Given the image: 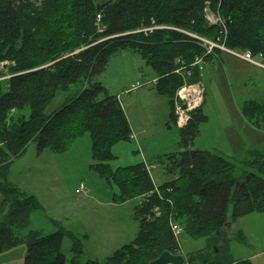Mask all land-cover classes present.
<instances>
[{"label":"trees","instance_id":"trees-1","mask_svg":"<svg viewBox=\"0 0 264 264\" xmlns=\"http://www.w3.org/2000/svg\"><path fill=\"white\" fill-rule=\"evenodd\" d=\"M207 3L227 20V46L249 50L264 64V0H0V62H8L0 69V78L7 76L0 81V192L4 196L0 212H8L0 224V253L19 243L16 229L29 223L26 213L29 217L41 207L35 194L9 181L12 161L31 141L39 151L64 152L89 132L92 157L97 160L91 167L118 187L113 201L122 203L153 191L135 208L140 224L137 236L105 263L81 261L83 245L78 241L68 262L63 242L72 234L62 228L49 235L32 232L26 240L24 264H151L164 251L179 253L172 218L181 221L192 237L214 235L216 249L199 263V255L189 254L188 264H253L251 259L232 258L223 228L252 212L264 213V149H250L242 169L221 152L193 148L200 124L208 119L203 110L206 101L179 130L180 151L168 156L176 159L179 177L157 184L160 195L145 163L116 169L110 163L117 158L114 146L130 140L132 129L123 103L96 81L97 75L105 71L113 54L137 50L157 72L154 87L169 97L170 120L176 123L173 97L184 82L176 68L192 64L197 56L208 62L219 51L206 54L199 40L182 31L211 40L223 35L219 26L207 22ZM159 25L171 28L143 30ZM78 82L83 89L46 115L58 90ZM237 112L254 127L264 128V99H247Z\"/></svg>","mask_w":264,"mask_h":264},{"label":"rangeland","instance_id":"rangeland-1","mask_svg":"<svg viewBox=\"0 0 264 264\" xmlns=\"http://www.w3.org/2000/svg\"><path fill=\"white\" fill-rule=\"evenodd\" d=\"M209 6L210 3H207L208 9L212 11ZM60 21L59 19L58 24ZM182 31L188 34L187 31ZM215 49L220 53L221 49ZM221 52L225 53L223 50ZM228 58L230 57L223 59L219 66L213 61H208L203 66L207 95L203 110L208 119L200 124V132L194 138L193 148L221 152L220 154L243 169L242 161L250 158V149L263 151L264 128H257L255 132L248 120L239 116L237 109L247 99H264V68L240 58H236L241 60L240 64L235 62V58ZM254 58L259 62L263 61L259 56ZM0 69L5 68L0 65ZM200 72V67L196 66L193 68V79L178 74L185 84L193 83L197 78L202 79ZM196 73L199 75L196 76ZM156 76L157 72L146 63L142 55L137 50L128 48L110 57L105 71L97 75L96 81L102 82L110 93L115 92L114 95L123 102L137 135L135 138L131 133L130 140L121 141L114 146L117 158L110 162L112 168L146 162L154 183L160 185L179 177V171L175 167L176 159L168 156L180 151V127L170 120L172 109L169 97L154 87L158 83L157 78L153 79ZM4 78L7 76L0 78V81ZM152 80L156 81L135 92L124 91L133 81L145 83ZM83 87L84 84L78 82L58 90L45 109V114H52L61 108ZM176 93L173 97L174 107ZM25 113H30L29 107ZM96 162L92 157L89 132L76 138L64 152L50 149L39 151L35 141L28 144L24 153L12 161L8 179L26 193L35 194L41 207L30 212L29 217L26 213L29 223L20 225L15 232L21 240L16 246L0 253V264H24L27 255L26 240L32 232L49 235L62 228L72 234L73 236L67 235L63 242L68 262L73 256L74 244L78 241L83 245L81 261L96 259L105 263L108 256L135 239L140 225L139 220L135 219V208L143 198H148L150 191L144 193L143 197L122 204L113 201L118 187L109 184L106 178L92 169L91 165ZM82 181L86 185V192L78 195L75 189ZM1 197L0 193V203ZM229 210L228 218L231 219L232 210ZM159 211L154 209L158 216ZM7 213L0 212V224ZM223 232L230 239L229 249L233 259L249 258L253 264H264V213L252 212L239 217L229 227L224 226ZM211 237H192L182 232L179 235L180 249L177 254L185 257L184 264H188L189 254L199 255L198 263L201 258L206 259L216 249L214 235ZM222 252L226 255V248Z\"/></svg>","mask_w":264,"mask_h":264},{"label":"built area","instance_id":"built-area-1","mask_svg":"<svg viewBox=\"0 0 264 264\" xmlns=\"http://www.w3.org/2000/svg\"><path fill=\"white\" fill-rule=\"evenodd\" d=\"M205 17L207 22L210 25H217L222 30V36H219L217 40H211L208 38L201 37L199 35L193 34L188 32V34L195 39L199 40V43L205 47L207 53L209 54L213 52L215 48H219L223 50L226 54L231 55L236 58H240L244 61H247L255 66H259L264 68V64L255 60L254 55L251 51H236L232 48H229L226 44L229 29L227 26V20L220 16L219 14H216L215 12L208 9V7L205 8ZM101 14L98 15L97 21L98 24L101 22ZM101 27V26H99ZM158 28H170L168 26H153L143 29L144 31H153ZM99 29V28H98ZM99 31H103L102 29H99ZM179 63H181V59H178ZM204 56H197L194 60V62L188 66L185 64H181L180 67L178 66L175 70V73H179L185 77H192L193 76V68L196 66L200 67V75H202V79L197 78V80L193 83H185L179 89L177 90L176 96H175V107H174V113L176 116V124L181 128L186 126L189 121L192 118V112L202 106V104L205 102L206 98V86L203 81V73L202 70L203 66L205 65ZM8 62L5 61L1 62V67H5ZM186 73V74H185ZM156 80L152 81H145V83L141 81H136L132 84V86L127 90L128 93H131L133 91L138 90L140 87L153 83ZM155 192H157L160 195V190L158 188V185L156 184V187L154 189ZM75 192L78 195H83L86 192V185L84 181L81 182V184L75 189ZM152 192H149V195H152ZM148 195V196H149ZM156 210L159 211V207H156ZM159 214V213H158ZM171 230L174 233V236L179 240V235L184 232L183 226L173 218L170 221Z\"/></svg>","mask_w":264,"mask_h":264},{"label":"crops","instance_id":"crops-1","mask_svg":"<svg viewBox=\"0 0 264 264\" xmlns=\"http://www.w3.org/2000/svg\"><path fill=\"white\" fill-rule=\"evenodd\" d=\"M227 57H230V58H235V62L236 63H238V64H240L241 63V60H239V59H236V57H233V56H231V55H228V54H226V53H216L214 56H212L211 57V59H210V61H213L215 64H217L218 66L220 65V63H223V59H227ZM230 58H228L229 60H231ZM246 64H249V63H246ZM156 78H158V76H156V77H154L153 79H156ZM134 82V81H133ZM132 82V83H133ZM125 85V84H124ZM125 89H127V88H125ZM125 89H124V91H125ZM142 90V89H141ZM135 92V91H134ZM114 93L115 92H111V94H113L114 95ZM123 103V102H122ZM123 106H124V104H123ZM124 108H125V106H124ZM126 110V109H125ZM128 119H129V122H130V125H131V128H132V133L134 134V135H132V137H137V135H136V133H135V130H134V127H133V121H132V119L130 118V114H129V116H128ZM249 124H251L250 122H249ZM252 125V124H251ZM253 126V125H252ZM254 127V126H253ZM254 129H255V132H257V128L256 127H254ZM254 132V133H255ZM135 138H133V139H135ZM114 149V148H113ZM145 164L147 165V163L145 162ZM1 193V192H0ZM1 195H2V197H1V203H0V206H1V204H2V202H3V200H4V196H3V194L1 193ZM86 203V200L84 199V201H83V204H85ZM124 203V202H123ZM119 204H122V203H119ZM115 249H117V248H115ZM115 249H113V250H115ZM112 250V251H113ZM108 253H110V252H108ZM242 259H249V258H242ZM238 260V259H237Z\"/></svg>","mask_w":264,"mask_h":264},{"label":"water","instance_id":"water-1","mask_svg":"<svg viewBox=\"0 0 264 264\" xmlns=\"http://www.w3.org/2000/svg\"><path fill=\"white\" fill-rule=\"evenodd\" d=\"M230 225L231 224H229V226ZM184 263H185V257L182 254H174L170 251H164L163 253H161V255L158 258H156L151 262V264H184Z\"/></svg>","mask_w":264,"mask_h":264}]
</instances>
